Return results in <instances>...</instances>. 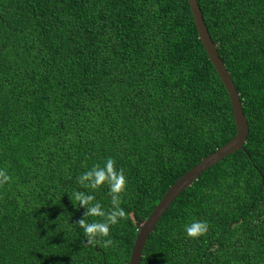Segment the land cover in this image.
<instances>
[{"label":"trees","instance_id":"1","mask_svg":"<svg viewBox=\"0 0 264 264\" xmlns=\"http://www.w3.org/2000/svg\"><path fill=\"white\" fill-rule=\"evenodd\" d=\"M198 1L250 131L168 207L141 264H264V0ZM236 133L188 0H0V264H129L166 191ZM108 157L126 217L104 247L70 198L111 210L107 185L77 183ZM192 219L208 232L188 237Z\"/></svg>","mask_w":264,"mask_h":264},{"label":"water","instance_id":"2","mask_svg":"<svg viewBox=\"0 0 264 264\" xmlns=\"http://www.w3.org/2000/svg\"><path fill=\"white\" fill-rule=\"evenodd\" d=\"M192 9L193 16L195 18L196 27L199 33V37L204 44V47L209 55L210 60L214 64L222 82L224 83L230 99L232 102L234 118L237 127L236 135L228 141L225 145L218 148L208 156H206L201 162L187 171L181 176L164 194L154 210L150 215L140 223L139 232L134 242V247L131 253L129 264H141L143 259V251L146 242L153 232L155 226L162 218L168 207L173 201L187 188L193 181H195L201 173L210 168L212 165L221 161L229 154L236 152L239 149L244 148V144L247 140L250 127L248 118L244 112L243 102L240 97V93L233 81V78L224 64L217 44L213 41L212 36L208 30L206 22L204 20L203 12L198 0H188Z\"/></svg>","mask_w":264,"mask_h":264},{"label":"clouds","instance_id":"3","mask_svg":"<svg viewBox=\"0 0 264 264\" xmlns=\"http://www.w3.org/2000/svg\"><path fill=\"white\" fill-rule=\"evenodd\" d=\"M10 176L0 169V185L8 182ZM77 183L83 189L96 190L107 185L111 196V210L105 211L91 191L77 189L71 194V202L76 208H83L82 218L74 223L84 235V243L108 247L113 243L109 233L111 227L117 225L126 217V211L121 206V194L126 191L127 177L123 168H118L112 157L106 158L103 165L94 164L82 172ZM99 218V219H95ZM209 230L206 220L192 219L184 225V232L190 238L197 239Z\"/></svg>","mask_w":264,"mask_h":264}]
</instances>
